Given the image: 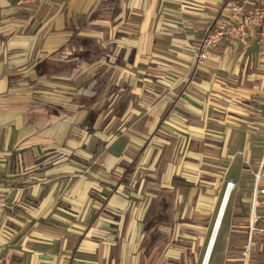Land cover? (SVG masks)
<instances>
[{
  "label": "crops",
  "instance_id": "0c3cea01",
  "mask_svg": "<svg viewBox=\"0 0 264 264\" xmlns=\"http://www.w3.org/2000/svg\"><path fill=\"white\" fill-rule=\"evenodd\" d=\"M236 1L0 0V264H138L170 200L254 177L264 45L195 63Z\"/></svg>",
  "mask_w": 264,
  "mask_h": 264
},
{
  "label": "rangeland",
  "instance_id": "374dc122",
  "mask_svg": "<svg viewBox=\"0 0 264 264\" xmlns=\"http://www.w3.org/2000/svg\"><path fill=\"white\" fill-rule=\"evenodd\" d=\"M253 181L252 175L244 173L235 176L232 181L229 177L219 178L214 193H211L210 203L207 200L206 206L199 213L184 221L177 218V204L175 200H170L168 207L163 208L166 216L162 221L149 226L154 231L152 247L146 259L143 261L141 257L138 264H202L216 222H220V227L210 264H242L244 247L248 243ZM228 183L233 184L234 188L224 216L219 220V211ZM255 215L259 219L256 227L264 229V206L257 208ZM156 219L159 220L160 217H154ZM141 224L138 222V240L145 229ZM148 238L149 236L144 237V244ZM251 250V260L255 264H264V233L253 238ZM130 251V245L126 251L122 249L126 256L122 254L120 264H128ZM130 263L132 264V259Z\"/></svg>",
  "mask_w": 264,
  "mask_h": 264
},
{
  "label": "built area",
  "instance_id": "2783aa9c",
  "mask_svg": "<svg viewBox=\"0 0 264 264\" xmlns=\"http://www.w3.org/2000/svg\"><path fill=\"white\" fill-rule=\"evenodd\" d=\"M255 35L256 44L264 45V0H237L228 5L227 10L218 18L212 30L202 38L200 49L196 55V64L202 65L210 53L224 42H237L249 34ZM234 185L228 183L227 189ZM250 219L248 227V243L244 247L242 264H255L251 260L252 240L263 234V228H257V208L264 206V155L254 175L250 200ZM6 208L4 199H0V210ZM214 229H219L220 222Z\"/></svg>",
  "mask_w": 264,
  "mask_h": 264
},
{
  "label": "bare ground",
  "instance_id": "6f19581e",
  "mask_svg": "<svg viewBox=\"0 0 264 264\" xmlns=\"http://www.w3.org/2000/svg\"><path fill=\"white\" fill-rule=\"evenodd\" d=\"M226 191H227V193H226ZM226 191H225V193H224V195H223V200H222V204L221 205H223V212H221L222 210L220 209V213H222V215H221V217H220V213H219V220H221L222 218H223V216H224V213H225V210H226V207H227V204H228V202H229V198H230V194H231V191H232V186H230V188L229 189H226ZM225 201V202H224ZM217 233H218V231H217ZM217 233L214 235L215 236V238H214V240H213V244L209 247V252L207 253V262H206V260H205V262L203 263V264H209V262H210V258H211V255H212V252H213V249H214V245H215V242H216V238H217ZM206 252H207V249H206ZM206 252H205V255H206ZM204 255V256H205ZM204 259V258H203Z\"/></svg>",
  "mask_w": 264,
  "mask_h": 264
},
{
  "label": "water",
  "instance_id": "95a60500",
  "mask_svg": "<svg viewBox=\"0 0 264 264\" xmlns=\"http://www.w3.org/2000/svg\"><path fill=\"white\" fill-rule=\"evenodd\" d=\"M226 193H227V191H226ZM225 202V201H224ZM220 209L222 210L221 212H223V205H221V207H220ZM221 215H222V213H220V217H221ZM217 233V229H214L213 230V232H212V234H211V237H210V240H209V243H208V247H207V252H206V255L204 256V259H203V262H202V264L205 262V260H206V262H207V253L209 252V247L213 244V240H214V238H215V234ZM214 237V238H213Z\"/></svg>",
  "mask_w": 264,
  "mask_h": 264
},
{
  "label": "trees",
  "instance_id": "16d2710c",
  "mask_svg": "<svg viewBox=\"0 0 264 264\" xmlns=\"http://www.w3.org/2000/svg\"><path fill=\"white\" fill-rule=\"evenodd\" d=\"M154 232V231H153ZM152 242H153V234H152V237H151V240H149V243L148 245L146 246L145 250H144V256L147 257L148 253L150 252L151 250V247H152ZM213 253V252H212ZM210 264V262H209Z\"/></svg>",
  "mask_w": 264,
  "mask_h": 264
}]
</instances>
